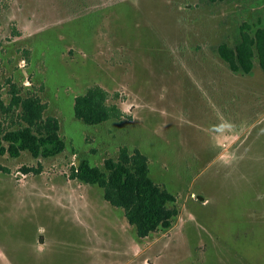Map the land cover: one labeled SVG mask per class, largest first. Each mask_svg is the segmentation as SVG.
I'll return each instance as SVG.
<instances>
[{
    "label": "rangeland",
    "instance_id": "rangeland-1",
    "mask_svg": "<svg viewBox=\"0 0 264 264\" xmlns=\"http://www.w3.org/2000/svg\"><path fill=\"white\" fill-rule=\"evenodd\" d=\"M263 14L258 0H0V121L24 125L13 94L37 95L66 143L0 154V264H264V70L255 58L235 73L217 52ZM95 85L119 118L75 117ZM123 146L148 157L178 215L150 237L129 228L121 256L95 253L86 217L103 190L72 167Z\"/></svg>",
    "mask_w": 264,
    "mask_h": 264
},
{
    "label": "trees",
    "instance_id": "trees-1",
    "mask_svg": "<svg viewBox=\"0 0 264 264\" xmlns=\"http://www.w3.org/2000/svg\"><path fill=\"white\" fill-rule=\"evenodd\" d=\"M217 52L235 73L249 74L255 58L264 70V14L257 22L241 26L234 46L222 43ZM19 93L13 94L8 111L14 107L19 109V118L24 125L8 129L0 121V154L7 153L13 158L25 151L34 158L61 154L66 143L60 135L58 118L44 117L47 104L39 96L23 97ZM107 100L108 94L101 86L88 88L75 98V117L89 125L119 118L120 110L109 105ZM71 176L85 184L100 187L106 201L124 210L128 223L136 228L140 238L159 229L171 228L178 215L175 195L153 180L148 157L137 148L130 152L127 146H123L118 159H105L103 167L93 166L88 159H82L79 166L72 167Z\"/></svg>",
    "mask_w": 264,
    "mask_h": 264
},
{
    "label": "crops",
    "instance_id": "crops-1",
    "mask_svg": "<svg viewBox=\"0 0 264 264\" xmlns=\"http://www.w3.org/2000/svg\"><path fill=\"white\" fill-rule=\"evenodd\" d=\"M95 204L97 203H91V210H93V207H98L99 205H101L99 207L104 208V210H93L91 215L88 214L86 217L88 228L90 232H92L94 238L91 239V241L94 240L95 242V240L98 239L101 242L98 244L95 243L92 249H95V253H97L96 250L100 247L101 249L98 253L101 251L103 253L110 252L114 255L119 254L120 256L125 254L128 252L129 228H132V233L136 235L137 238H140L137 235V230L135 231V229L128 223L123 209V213L118 211V209H116L117 207L112 206L105 199L103 202H100L98 206ZM107 204L112 207L109 208V205ZM150 236L151 234L147 237ZM103 240L106 243L105 246H103ZM109 257L111 256L109 255Z\"/></svg>",
    "mask_w": 264,
    "mask_h": 264
}]
</instances>
